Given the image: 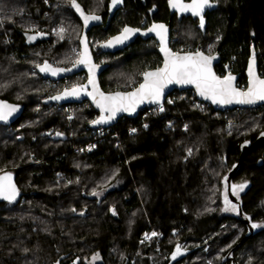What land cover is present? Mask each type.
<instances>
[{"label":"trees","instance_id":"16d2710c","mask_svg":"<svg viewBox=\"0 0 264 264\" xmlns=\"http://www.w3.org/2000/svg\"><path fill=\"white\" fill-rule=\"evenodd\" d=\"M76 1L107 19L109 0ZM214 1L201 28L191 16L172 17L168 0H126L125 13L89 37L104 41L125 24L172 18L175 51L189 45L219 52L217 72L225 75L230 64L246 85L253 44L264 72V0ZM71 4L0 0V98L25 107L12 125L0 123V172L14 171L20 188L17 202H0V264H89L95 255L100 256L95 264H169L177 244L184 252L173 264H264V141L245 154L232 179L247 182L238 202L230 198L237 210H225L223 202L241 144L264 131V105L223 112L199 107L194 90H176L168 97L173 102L165 101L168 114L148 128L139 117H125L115 125L117 136L101 138L93 152H75L74 146L95 138L91 123L99 112L89 102L46 105L60 90L34 70L45 60L68 68L79 58L74 48L80 47L83 25ZM32 23L40 25L35 32ZM61 24L71 37L64 42L51 32ZM38 30L48 39L29 40ZM94 55L99 63L107 57L101 84L108 92L130 90L133 78L139 83L143 72L162 63L155 39L139 38L117 53ZM133 124L138 128L131 135ZM51 130L68 138L44 135ZM105 189L102 198L94 196ZM255 223L262 227L254 229ZM151 230L163 238L142 240Z\"/></svg>","mask_w":264,"mask_h":264},{"label":"snow or ice","instance_id":"6c2138e0","mask_svg":"<svg viewBox=\"0 0 264 264\" xmlns=\"http://www.w3.org/2000/svg\"><path fill=\"white\" fill-rule=\"evenodd\" d=\"M72 5L80 11V7L76 4V0H71ZM121 0H112V5L119 4ZM169 5L172 8H178L182 12L190 11L192 15L200 18V27H204L203 12L205 7L210 6V0H191L190 4L182 3V0H169ZM84 24L87 26L90 20H99L100 17L96 15H84ZM65 29L61 28L58 35L63 39L62 33ZM139 31V29H132L125 27L120 36L114 37L113 40L108 41L107 46H111L113 43L120 44L129 38L131 34ZM149 32H155L160 38L161 52L164 53L163 67L157 68L154 71H145L142 73L143 82L139 84L133 91L130 92H115L105 94L99 91L95 80V69L97 65L92 64L91 56L88 51L86 40H82L84 44V50L79 53V59L75 62L76 65H86L89 71L88 83L81 86H73L70 90L65 89L63 94L51 97L54 100L63 99L66 96H79L82 91H86L88 85L92 86V91L86 94L92 97L94 103L101 109L102 113L107 115H101L99 119L93 121L94 124L106 123L115 118L118 112H134L139 104H142L146 100L159 103L163 94L164 88L169 84H192L195 86L198 94L206 99H210L215 104H251L257 100L264 101V79H261L255 72V60L254 58L249 62V86L247 91H241L234 86L235 77L230 73L223 78L217 76L212 70V61L215 56L205 55L203 52L197 50L195 53L189 52L186 54H179L172 52L167 47L166 33L167 28L163 24H153L148 29ZM34 37H29V40ZM41 72H51L53 76L60 72L70 71V69L53 68L51 65L45 63L44 65H37ZM171 102V101H169ZM163 107H160V111H163ZM16 111V107L7 105L4 102H0V120H7L12 112ZM145 127H147L145 125ZM135 131V129H133ZM61 135V133H57ZM264 135V133H261ZM189 154L191 152L189 151ZM247 187V182L239 185H232L233 195L239 197V193ZM96 195L97 193H93ZM18 195V190L15 185L11 183V176L6 175L0 177V197L3 199L12 201L15 200ZM225 204L228 207L225 210L236 211L237 206L232 204L225 195ZM114 211V210H113ZM115 214V213H114ZM253 228L260 227V225L253 224ZM157 233L153 232L151 236H156ZM147 239L148 237L146 235ZM180 254V246L177 245L176 252L173 255Z\"/></svg>","mask_w":264,"mask_h":264},{"label":"water","instance_id":"95a60500","mask_svg":"<svg viewBox=\"0 0 264 264\" xmlns=\"http://www.w3.org/2000/svg\"><path fill=\"white\" fill-rule=\"evenodd\" d=\"M125 3H126V0H121V2L119 4L113 6L112 5V0H109L107 26L112 22V20L116 16V14L125 6ZM182 3L190 4L191 0H182ZM76 4L79 5L80 11H77V9L73 5H72V8H73L75 14L77 15V17L81 20L82 25H83L82 34H81V37H80V40H79V42H80V53L84 50V44H82L81 41L82 40H86L87 46H88V51H89L90 56H91V62H92V64L97 65V67L95 69V80H96V85L99 88V91L105 93L106 95L110 94V93H115V92H118V91L119 92H130V91H133L136 87L131 89V90H116V91H111V92L105 91L103 89L102 84H101V75L109 67V64L108 63H99V62L96 61L95 55H94V50H93V47L91 46V40H90V37H89V32L91 30H93L95 27L103 26L105 24V17L102 14H96V13L87 12L85 10V8L83 7V5L81 3H79L78 1H76ZM168 8L170 10L171 16H174L175 14H177L179 20H182L184 17H189V16L193 17L194 19H196L198 17V16L192 15V13L190 11L182 12L178 8H172L169 5V0H168ZM81 11L84 13V15H96V16H99L100 19L99 20H90L88 22L87 26H85L83 16H81ZM206 11H207V8L205 7L203 14H205ZM199 20H200V18H199ZM153 24H163V25L166 26V28H167L166 42H167V47H168V49L170 51L175 52V53H179L181 55L189 53V52H178V51H175L172 48V46H171V43H172V32H173L172 18L169 20V22L154 21L147 28H140V27H135V26H132V25H126L125 27L132 28V29H139V31L134 32L133 34H131L129 36V38L127 40H125L123 43H120V44L113 43L111 46H107L108 41L113 40L114 37H117V36L121 35V33L123 32V29L125 28L124 27L120 32H118L115 35H112L107 40H105L104 42L101 43V45H100L101 51L104 52V53H117L119 51H122V50L126 49L130 45H132L139 38H141L143 40L155 39L156 42H157V45H158V52H159L160 56L162 57V63H161V65L159 67H156V68H153V69H149L147 71H154L157 68L163 67L164 53L161 52V50H160L161 49L160 38L156 35L155 32H149L148 31V29L151 28ZM32 37H34V39H32L34 42H39V41H44V40L48 39V34L44 33V32H40V33H35ZM199 51L203 52L205 55L215 56L216 58L212 61V70H213V72L217 76H219L221 78H223L224 76H226V75H228L230 73L232 76L235 77V80L233 82L234 86L237 87L241 91H247V88L249 86L250 77H249V74H248V69H249V62L253 58L255 60V72H256V75L258 77H260L261 79H264V76L260 72L259 53H258V50L256 49L255 44H253L251 46L250 55H249V58H248V61H247V66H246V70H245L246 77H247V86H246L245 89L239 87V85H238V83H239V75L230 70V64H226L225 65V72H226L225 75H220L217 72L216 67L222 61V56H221V54L219 52H215L213 54H209V53H207V52H205L203 50H199ZM195 52L196 51H193L192 53H195ZM45 63L51 65L53 68L70 69V71L60 72L57 75L53 76L51 74V72H41L40 68L37 67V72L40 75H42L43 77L47 78V79H50L52 81H58V80H63V79H67V78H70V77H74V76H76L78 74H81V73H85L87 75L86 81L83 82L82 84L77 85V86L85 85V84L88 83L89 71H88V67L86 65H76L75 67H73V65L75 64L74 63L71 67L65 68V67H61V66H54V65L51 64V62L49 60H45L40 65L42 66ZM142 82H143V78H142L141 83ZM71 88H65V89H69L70 90ZM65 89L62 90L61 92H58V93L46 98L44 100V103L46 105H49V104L69 105V104H82V103H85V102H89V104L92 105L99 112V116L95 120L99 119V117L101 115H107V113H102L101 109L99 107H97V105L92 100V97L86 94L87 92H91L93 90L91 85H88V88L86 89V91H82L79 96H66V97H64L63 99H60V100L51 99V97L63 94ZM176 90H180V91H183V90H194V92L196 93V96H197V98L199 100L207 102V103L211 104L216 110L223 111V112L228 110V109L259 108V107L264 105V101H260V100H257L255 103H251V104H240V103H235V102L231 103V104H215V103H212V101L210 99H206V98L200 96L198 94V92H197V90H196L194 85H192V84H176V83H173V84L167 85L164 88L163 94H162V96L160 98L159 103H155V102H151V101L146 100L142 104H139L134 112H118L116 114L115 118H113L112 120H110V121H108L106 123H99V124L91 123V127L93 129H98L100 127H107L108 128V127H111L113 125H116L122 118L128 117V118L134 119V118L138 117V115L140 114V112L144 108L164 103L167 100V98L169 97V95L172 92L176 91ZM0 102H4L7 105H12V106L16 107V111L12 112V114L8 117L7 120H0V123L3 124V125H12L17 120H19L22 117V115L24 114V112H25L24 105H22L20 103L11 102V101L3 99V98H0ZM57 133H61V132H59V131L54 132V130H51V131H48V132L44 133V135L51 136L55 140H60V139L62 140V139H67L68 138V136L66 134H64V133H61V135H57ZM261 133H264V131L261 132ZM261 133L258 135L257 139L254 142H252L251 140H247V141H245V142H243L241 144V146H240L241 155L239 157V160H238V162H236L234 164L233 168L230 170V172L228 174V177H227L228 190L229 191L231 190L232 179L237 174V172L240 170L245 154L248 153L253 146L258 145L261 141H264V135H261ZM6 175H10L11 176V183L14 184L16 189L18 190V195L16 196L15 200H12V201H9V200L3 199V197H0V202L15 203V202H17L19 200V197H20V188H19V185H18V182H17V176H16L15 172L12 171V170H5V171L0 173V177L6 176ZM230 197H231V199L233 201H237V199H235L232 196V194H230ZM240 211L242 212L241 208H240ZM253 232H254V230L251 227V235L253 234ZM177 245H179L181 247L180 244H177ZM176 248H177V246L175 247L173 253L170 256L171 260H170L169 264H173L176 260H178L180 258V255H176L175 258H173V255L176 252Z\"/></svg>","mask_w":264,"mask_h":264},{"label":"built area","instance_id":"2783aa9c","mask_svg":"<svg viewBox=\"0 0 264 264\" xmlns=\"http://www.w3.org/2000/svg\"><path fill=\"white\" fill-rule=\"evenodd\" d=\"M40 32L41 31L38 30V33H40ZM191 51L193 52L194 50L191 48V46L187 45L186 47H184L182 49L181 52H191ZM76 52L80 53V50L77 49ZM51 64L56 66L53 61H51ZM230 70H231V68H230ZM263 76H264V74H263ZM63 80H66V79H63ZM60 81H62V80L53 81V82H55V86H59V84H61ZM238 85H239L240 88H243V89L246 88V85H244V84L238 83ZM167 100L173 102L172 98H167ZM204 104L210 105L209 103L201 101V100L198 99L197 105L199 107H203L202 105H204ZM70 105L71 104L65 105V106H70ZM161 106L164 109L163 111H160V107ZM166 114H168V110H167V107L165 106V102L161 103V104H157L155 106L146 107L138 115V117L140 118L139 124H141V126L143 128H148L149 125H150L151 120H153L154 118L162 117V116H164ZM138 117H136V118H138ZM67 119L70 122V116H68ZM227 122H230V120H227ZM145 125L147 127H145ZM137 128H138L137 124H133V125H131L128 128V132L131 135H134V134H136ZM133 129H135V131H133ZM94 134H95V138H93L91 140H88V141H86V142H84L82 144L74 146V148H73L74 151L78 152V153H90V152H93L97 148L98 142H99V140L101 138H104V137H106L109 134H113V135L117 136L118 135V130L115 129V125H113L111 127H108V128L107 127H100L98 129H94ZM153 232L157 233V235L156 236H151V234ZM146 235L148 237H151L150 239H152V238H156V239L163 238V233L162 232H158L156 230H151V231L146 232L145 234H143L142 235V240H149V239L146 238Z\"/></svg>","mask_w":264,"mask_h":264},{"label":"rangeland","instance_id":"374dc122","mask_svg":"<svg viewBox=\"0 0 264 264\" xmlns=\"http://www.w3.org/2000/svg\"><path fill=\"white\" fill-rule=\"evenodd\" d=\"M69 7H71L72 8V4L71 5H69ZM122 13H125V10H124V7H123V9H121L118 13H117V15L115 16V17H117V16H120L121 17V15H122ZM144 19H146V18H144ZM143 19V20H144ZM30 26L32 27V30H34V32H35V30H37V29H39V27H40V25L39 24H36V23H32V24H30ZM61 28H63V29H65V31L62 33V36H63V39H61V36L60 35H58V32H59V30L61 29ZM49 29V28H48ZM51 32H53V37L57 40V41H59V42H64L65 40H69L71 37H69L68 35H67V33H68V27L67 26H65L64 24H61V25H59V26H57V27H54V28H52L51 29ZM120 32V31H119ZM108 39V38H107ZM106 39V40H107ZM80 40V39H79ZM78 40V41H79ZM91 40V43L93 42V46H92V44H91V46L93 47V50L94 51H96L97 53H99V52H102L101 51V48H100V45H101V43L102 42H104V41H99V38H97V37H94V38H92V39H90ZM79 44H80V42H79ZM80 46V45H79ZM158 46V45H157ZM184 47H186V45L185 46H183V47H180V52L182 51V49L184 48ZM80 50V47L78 48H74V50H75V52H76V50ZM77 53V52H76ZM208 53V52H207ZM215 53V52H214ZM78 55H79V53H77ZM209 54H213L212 52L211 53H209ZM235 59V58H234ZM78 60V59H77ZM106 60H107V57H105V56H101L100 57V62H106ZM51 62V61H50ZM231 68V70H233L232 69V66L230 67ZM34 70H36L37 71V67H35L34 68ZM262 73V75L264 74V72H261ZM142 78H143V76H141V81H142ZM86 79H87V75L85 74V73H81V74H78V75H76V78L75 79H72V80H74L73 81V83H75V85L74 86H77V85H79V84H82L83 82H85L86 81ZM72 80H70V78H67L66 80H63V82H62V84H59V86H57L56 87V89H58V90H60L59 92H61L62 90H64L65 88H71V87H73V86H70L71 84H73L72 83ZM141 81L138 83V80L136 79V78H133L132 79V81H131V83H130V85L133 87V88H135V87H137L140 83H141ZM138 83V84H137ZM137 84V85H136ZM242 84H244V83H242ZM245 85V84H244ZM247 85V84H246ZM133 88H131V89H133ZM130 89V90H131ZM119 90H121V89H119ZM58 93V92H57ZM69 116H70V120H72V114L70 113L69 114ZM3 171H5V170H2L1 172H3ZM0 172V173H1ZM240 183H233V184H231V190L229 191V190H227V184H226V187H225V190H224V192H223V202H224V207L225 208H227L228 207V205H226L225 204V195H227V197H228V200L230 201V194H232V196L235 198V199H237V201H238V198L241 196V194L245 191V189H246V187H245V189L242 191V192H240L239 193V197L237 198V196H235V195H233V193H232V185H239ZM116 185H120V184H114V185H112V186H110L108 189H111V188H113L114 186H116ZM108 189H105V190H102V191H100V192H97V194L96 195H94L95 197H98V198H102L104 195H105V193H106V191L108 190ZM237 201H234V202H237ZM240 205V204H239ZM255 224H257V225H260V227H256V228H254V229H260L261 227H262V224H260V223H255ZM98 261H100V256L99 255H95V256H93L92 258H91V260L89 261V264H95V263H97ZM142 264H146L145 262H143Z\"/></svg>","mask_w":264,"mask_h":264},{"label":"flooded vegetation","instance_id":"af4514ba","mask_svg":"<svg viewBox=\"0 0 264 264\" xmlns=\"http://www.w3.org/2000/svg\"><path fill=\"white\" fill-rule=\"evenodd\" d=\"M215 1L214 0H210V6H207L206 8H207V11H206V13L205 14H203V16L205 17V15L207 14V12H209V11H213L214 9H215ZM123 9V8H122ZM117 15V14H116ZM174 16H177V14H175ZM173 17V16H172ZM178 17V16H177ZM107 19H108V17H107ZM107 19H105V24L103 25V26H100V27H104V28H107ZM115 19V18H114ZM113 19V20H114ZM196 19H198V21L200 22V20H199V17H197ZM112 20V21H113ZM167 22V21H166ZM112 23V22H111ZM110 23V24H111ZM126 25H128V24H125L122 28H121V30L126 26ZM150 25V24H149ZM147 23H146V21H143L142 22V24L140 25V26H137V27H140V28H147L148 26H149ZM109 26V25H108ZM136 27V26H135ZM96 28V27H95ZM94 28V29H95ZM93 29V30H94ZM120 30V31H121ZM92 31V30H91ZM115 35V34H114ZM95 52V51H94ZM102 63H105V62H102ZM183 252H184V249H181L180 248V254H183Z\"/></svg>","mask_w":264,"mask_h":264},{"label":"bare ground","instance_id":"6f19581e","mask_svg":"<svg viewBox=\"0 0 264 264\" xmlns=\"http://www.w3.org/2000/svg\"><path fill=\"white\" fill-rule=\"evenodd\" d=\"M211 105V104H210Z\"/></svg>","mask_w":264,"mask_h":264}]
</instances>
